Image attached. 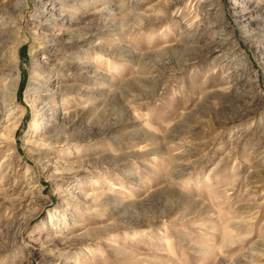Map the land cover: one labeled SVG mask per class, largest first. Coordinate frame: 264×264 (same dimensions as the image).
Returning a JSON list of instances; mask_svg holds the SVG:
<instances>
[{
    "label": "rangeland",
    "instance_id": "rangeland-1",
    "mask_svg": "<svg viewBox=\"0 0 264 264\" xmlns=\"http://www.w3.org/2000/svg\"><path fill=\"white\" fill-rule=\"evenodd\" d=\"M0 28V264H264V0H0Z\"/></svg>",
    "mask_w": 264,
    "mask_h": 264
},
{
    "label": "bare ground",
    "instance_id": "bare-ground-1",
    "mask_svg": "<svg viewBox=\"0 0 264 264\" xmlns=\"http://www.w3.org/2000/svg\"><path fill=\"white\" fill-rule=\"evenodd\" d=\"M2 31L3 29L0 28V46L5 42V39H3V35H2ZM18 67V64H14L13 66H11V71H12V75L10 76V79L8 80L7 84L5 85V97H10V99L15 100L16 95H17V91H18V87H19V80H20V76L19 75H15V70ZM2 106H0V109H4L7 110L8 108H10V101H6V100H2ZM48 106L47 105H41V107H37L38 111L40 112H46V108ZM49 109V108H48ZM12 111V110H10ZM14 116V112L10 114V117H8L7 121ZM3 121L0 120V124H2ZM18 127L17 123H14L13 126L11 127L12 131H15Z\"/></svg>",
    "mask_w": 264,
    "mask_h": 264
}]
</instances>
